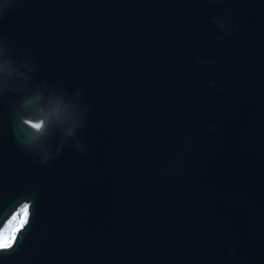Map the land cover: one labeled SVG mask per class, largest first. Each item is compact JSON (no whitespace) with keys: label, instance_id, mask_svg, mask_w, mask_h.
Segmentation results:
<instances>
[{"label":"water","instance_id":"obj_1","mask_svg":"<svg viewBox=\"0 0 264 264\" xmlns=\"http://www.w3.org/2000/svg\"><path fill=\"white\" fill-rule=\"evenodd\" d=\"M0 42V264H264V0H11Z\"/></svg>","mask_w":264,"mask_h":264},{"label":"clouds","instance_id":"obj_2","mask_svg":"<svg viewBox=\"0 0 264 264\" xmlns=\"http://www.w3.org/2000/svg\"><path fill=\"white\" fill-rule=\"evenodd\" d=\"M11 0H0V13H2L6 7L10 4ZM19 72V67L13 61V59L8 55L7 46L0 42V94H3L4 91L10 88L11 81L15 79L16 73ZM21 76L25 74L20 72ZM34 99H40L39 96ZM33 100L29 99L28 103H32ZM64 108L57 105L51 110V118L47 122V127L45 123H29V121H24L30 129L32 130L30 136L25 141L27 147L31 148L33 151H37L41 154L42 159L46 161L51 156V152L42 142V137L46 135V133L57 126H64V135L67 137H71L75 134L76 127L78 124H73L72 126H66L67 121L64 118ZM82 123V122H81ZM56 151H60V146H57Z\"/></svg>","mask_w":264,"mask_h":264},{"label":"rangeland","instance_id":"obj_3","mask_svg":"<svg viewBox=\"0 0 264 264\" xmlns=\"http://www.w3.org/2000/svg\"><path fill=\"white\" fill-rule=\"evenodd\" d=\"M28 205H22L16 213H18L17 217L14 215L10 218V220L4 225L2 230L0 231V240L3 238L12 235V233L16 232L17 229L25 224L27 216H28ZM23 227V226H22ZM21 227V228H22ZM20 228V229H21Z\"/></svg>","mask_w":264,"mask_h":264},{"label":"snow or ice","instance_id":"obj_4","mask_svg":"<svg viewBox=\"0 0 264 264\" xmlns=\"http://www.w3.org/2000/svg\"><path fill=\"white\" fill-rule=\"evenodd\" d=\"M2 14V13H0ZM29 123H31V121H29ZM15 238V233H12V235L7 236L5 238H3L2 240H0V248H9L11 247V243L10 241H12Z\"/></svg>","mask_w":264,"mask_h":264},{"label":"trees","instance_id":"obj_5","mask_svg":"<svg viewBox=\"0 0 264 264\" xmlns=\"http://www.w3.org/2000/svg\"><path fill=\"white\" fill-rule=\"evenodd\" d=\"M17 215H18V213H14V217L16 216L17 217ZM24 225V224H23ZM22 225V226H23ZM22 226H20L18 229H17V231L16 232H14L15 233V236H16V234H17V232H18V230L22 227ZM15 239V238H14ZM14 239L12 240V241H10V243L12 244V242L14 241Z\"/></svg>","mask_w":264,"mask_h":264}]
</instances>
